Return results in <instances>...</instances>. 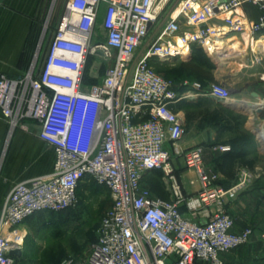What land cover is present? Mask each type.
<instances>
[{"label": "built area", "instance_id": "2783aa9c", "mask_svg": "<svg viewBox=\"0 0 264 264\" xmlns=\"http://www.w3.org/2000/svg\"><path fill=\"white\" fill-rule=\"evenodd\" d=\"M174 1L67 0L42 60L36 58L22 76L0 75V114L10 132L36 122L39 138L55 154L51 174L19 182L8 194L0 211V264H16L10 251L20 247L14 237L21 224L74 208L86 181L106 188L112 203L97 241L78 264H228L222 254L251 241L252 228L237 229L228 205L255 175L242 169L239 181L225 188L205 165L202 146L179 148L186 127L175 106L191 94L230 101V88L184 82L185 90L178 89L150 61L183 58L179 53L187 46L215 55L213 44L230 36L254 40L264 34V0H180L179 15L172 13L150 38ZM245 5L257 8L256 20L243 15ZM89 56L104 66L98 83H84ZM84 104L90 127L80 136L73 122ZM172 148L197 175L199 189L192 195L180 183ZM153 172H161L171 200L144 186Z\"/></svg>", "mask_w": 264, "mask_h": 264}, {"label": "crops", "instance_id": "0c3cea01", "mask_svg": "<svg viewBox=\"0 0 264 264\" xmlns=\"http://www.w3.org/2000/svg\"><path fill=\"white\" fill-rule=\"evenodd\" d=\"M49 11V0H0V75L22 76L29 70L32 62L38 59L45 13ZM242 13L250 20H256L258 17V10L252 5H245ZM61 17L53 21V30L57 28ZM262 37L264 34L256 36L254 40L246 36L227 37L224 40L227 46L219 54L210 55L217 65L222 63L221 66L224 64L221 58L231 54L232 84L225 85L235 92L231 93L232 97L239 102H228L245 105V108L235 111L215 98L199 94L185 100L199 107L198 117L192 118L186 111L183 113L177 109L178 103L175 109L186 127V134L179 144L180 150L202 146L204 161L208 164L211 156L216 160L262 152L264 148L263 145L260 146L258 130L264 123V43L256 44ZM191 52L183 57L185 61L192 58ZM215 73L217 81L222 82L218 79V70ZM178 89L185 90L182 86ZM187 90L195 92L192 88ZM232 115L243 120L236 123V118ZM24 124L27 128L19 126L10 132L7 121L0 114V211L15 184L49 175L54 168V150L39 138V125L33 121ZM82 125L86 126L87 123ZM77 132L80 134L81 129L75 120L73 133ZM248 133L250 135L247 138ZM217 146H230L231 150L221 152L216 149ZM178 151L172 148L174 166L185 193L192 195L199 189L198 178L193 170L185 168ZM219 163L220 161L216 165ZM208 168L217 173L213 166ZM254 171L255 179L251 186L228 205L229 212L235 218L236 228H252L253 236L248 244L222 254L223 260L228 264H245L257 259L260 254L264 255V240H258L260 236L264 237V229L257 228L260 223L256 220L258 215L264 212V179L260 178L259 173L263 171L264 175V170L259 166L255 167ZM218 176L221 186H232L224 183L221 176ZM159 178L162 184L156 181ZM143 184L151 191L154 190L152 192L160 198L168 201L172 199L161 172L147 175ZM182 209L185 211L184 207ZM28 221L17 228V235L20 236V227Z\"/></svg>", "mask_w": 264, "mask_h": 264}, {"label": "rangeland", "instance_id": "374dc122", "mask_svg": "<svg viewBox=\"0 0 264 264\" xmlns=\"http://www.w3.org/2000/svg\"><path fill=\"white\" fill-rule=\"evenodd\" d=\"M61 1L49 0L50 11L45 13L46 18L42 31L43 39L38 52L39 62L45 54V45L50 40V33L55 31L53 30L55 14L60 9V6L61 8L65 6L67 0ZM179 1L175 0L167 8L155 26L154 31L150 34V38L157 31L161 30L168 17L177 9ZM97 32L99 37L104 39L101 20L97 24ZM139 53L140 55L142 54L141 51ZM220 64L222 63L217 65L212 56L204 51L195 52L192 58L187 61L181 57L170 62L150 61V65L177 88H180L184 82H189L190 84L198 83L202 86L218 82L216 70H218V79L223 82H221L222 84H232L230 61H224V64L221 66ZM103 74L104 66L100 65L95 56H89L84 70V83H98L102 80ZM84 106L86 108H83ZM84 106L80 105L76 107L74 114V121H78V127L81 129L80 136H84L85 130L90 127V122L86 120V116L89 117L90 109L87 105L84 104ZM177 109L183 111V113L186 111L192 118L198 117L200 112L199 107L191 105L186 101L179 103ZM232 116L234 119L236 118V123L243 120L241 117ZM84 122L87 123L86 126L82 125ZM249 135L248 133L247 138ZM258 135L260 137V130H258ZM260 139L261 146L263 144ZM219 161V165H216ZM209 164L205 161L207 167L213 166L214 171L217 172V175L221 176L224 183L233 185L239 181L242 169L253 174H255V167L260 166L264 170V155L262 152H252L248 155L219 158L216 160L211 156ZM262 172H259L261 173L260 178L264 179ZM156 181L162 184L160 178ZM111 203V197L106 188L90 181L83 182L79 187L78 202L74 208L63 213H48L34 217L23 227H20V232H18L20 236L15 235L14 239L20 241L22 258L17 259L16 264H63L67 260L72 261V264L80 263L85 259L92 245L97 241L102 216L111 206ZM256 220L260 223L257 225V228L264 229V212L260 213V216L258 215ZM258 240L262 241L264 237L260 236ZM260 255L257 259L245 264H264V255Z\"/></svg>", "mask_w": 264, "mask_h": 264}, {"label": "bare ground", "instance_id": "6f19581e", "mask_svg": "<svg viewBox=\"0 0 264 264\" xmlns=\"http://www.w3.org/2000/svg\"><path fill=\"white\" fill-rule=\"evenodd\" d=\"M195 6H197V5H195ZM181 6H178L177 7V9L173 12V15L174 16H177V15H179V13H180V11H181ZM225 40V39H224ZM224 40H222V39H217V41L213 44V46L214 47H212V50H218V51H214L215 53H217V54H219L221 51H222V49H224L227 45V43L224 41ZM257 41V40H256ZM264 43V37H262L261 38V40L259 41V39H258V43H256L257 45H260V44H263ZM254 44V43H253ZM218 46V47H217ZM260 47V46H259ZM229 48H231V47H229ZM227 49V48H226ZM221 50V51H220ZM229 50V49H228ZM231 50V49H230ZM190 51H191V48L190 47H185L184 49L183 48H181V53H179L180 55H182V56H186V55H188V53H190ZM226 52V51H225ZM228 53V52H227ZM217 56V55H216ZM221 60L222 61H225V62H227V61H230L231 60V54H227V55H224V57H222L221 58ZM220 60V61H221ZM238 69V68H237ZM191 97H194V96H197V95H194V94H191L190 95ZM231 102H239L236 98H234V97H230V99H229ZM244 102V101H243ZM73 127H74V122H73ZM259 130H260V137L259 138H261L260 140H262L261 142H262V144L264 145V123L263 124H261L260 125V127H259ZM16 250H22V247H19V248H16Z\"/></svg>", "mask_w": 264, "mask_h": 264}, {"label": "water", "instance_id": "95a60500", "mask_svg": "<svg viewBox=\"0 0 264 264\" xmlns=\"http://www.w3.org/2000/svg\"><path fill=\"white\" fill-rule=\"evenodd\" d=\"M52 36V33H50V36H49V39L51 38ZM48 45H49V41L46 43L45 45V52L48 48ZM232 94H234L235 92H232ZM221 104H223L224 106H226L227 108H230L232 110H235V111H242L244 108H245V105H237V104H233V103H230L228 101H222V100H218ZM261 111V110H260ZM262 153L264 154V149L262 150ZM10 256H12L13 258H15L16 260L17 259H21L22 258V252L20 250H11L10 251Z\"/></svg>", "mask_w": 264, "mask_h": 264}, {"label": "trees", "instance_id": "16d2710c", "mask_svg": "<svg viewBox=\"0 0 264 264\" xmlns=\"http://www.w3.org/2000/svg\"><path fill=\"white\" fill-rule=\"evenodd\" d=\"M63 1V0H62ZM61 1V2H62ZM65 2V1H64ZM61 5H62V3H61ZM63 9H64V6H63V8H61V6H60V9L56 12V14H55V18H54V20L55 21H57V20H59V18L62 16V13H63ZM198 51H204L202 48H200V47H197V46H194L193 48H192V55L195 53V52H198ZM205 52V51H204ZM225 188H228V187H225ZM71 210V209H70ZM69 211V210H68ZM67 212V211H66ZM51 214V212H45V213H41V214H38V215H36V216H34V217H37V216H40V215H44V214ZM33 217V218H34Z\"/></svg>", "mask_w": 264, "mask_h": 264}]
</instances>
